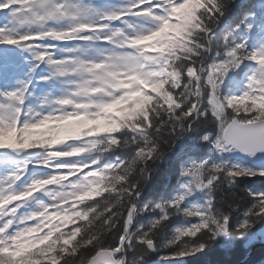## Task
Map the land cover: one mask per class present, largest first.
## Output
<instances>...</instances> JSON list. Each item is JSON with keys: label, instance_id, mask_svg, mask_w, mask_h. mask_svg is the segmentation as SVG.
<instances>
[{"label": "snow or ice", "instance_id": "snow-or-ice-1", "mask_svg": "<svg viewBox=\"0 0 264 264\" xmlns=\"http://www.w3.org/2000/svg\"><path fill=\"white\" fill-rule=\"evenodd\" d=\"M14 8L19 10L15 14ZM222 15L218 0H123L113 8H100L83 0H0V45L31 53L36 62L28 66L22 77L17 76L20 65L10 54L0 51V150L45 152L42 159H26L0 174V264H60L66 253L75 255L84 248H90L92 254L80 252V258L69 264H125L121 253L132 245L134 233L130 226L137 213V200L154 172L147 161L159 146L153 137V132L160 130L152 116L156 113L159 117L157 108L167 117L160 119V124L168 127L171 121L170 139L163 142L167 150L172 151L177 141L195 133L200 124L194 121L205 117V127L214 128L197 139L210 143V151L264 154V40L259 47L249 48L247 38L236 42L235 29L225 31L217 38L212 63H183L191 60L188 54L197 49L212 50L211 40L216 35L212 28ZM131 16L150 18L156 26L129 34L117 24L133 28L125 19ZM253 27L252 23L246 24L249 32ZM197 30L204 35L200 36ZM45 40L84 43L63 49L67 55L57 57L58 45L42 43ZM202 40H207L208 45ZM93 47L99 59L85 58ZM149 51L163 57L162 66H148L151 61L160 64L156 56L146 55ZM248 61L256 67L247 75L246 87L234 94L233 89L239 88L240 82L232 74ZM40 63L51 69L40 80L79 76V81L66 82L77 83L79 91L85 94L104 95L98 102L82 105L73 99L78 93L69 92L52 99V103L61 106L59 109L36 111L26 101L32 95L31 86ZM205 72L206 75H200ZM5 75L12 77V87L3 85ZM189 97L193 99L189 101ZM64 106L74 110L67 111ZM81 108L82 113L75 110ZM73 119L86 123L74 129L69 123ZM124 129L137 132L143 141L130 158L102 166H98V156L80 159L102 142L84 141V137L103 136L110 145H117ZM11 134L14 140L5 142ZM62 160L71 162H57ZM29 164L51 171L19 186ZM219 175L234 181L242 176H264V169L224 167L208 158L181 163V190L170 199L151 203V208L161 214L149 231L159 228L173 214L189 218V223L176 228L165 244L169 247L180 242L179 247L162 258L195 255L209 241L228 238L232 230L240 232L242 239L247 237L248 244L264 241V230L253 231L264 222V191L241 189L251 204L235 223L231 211L216 208L211 198L203 204L184 206L194 190L213 185ZM41 190L50 201L37 199L36 210L20 212ZM106 193L115 194V198H104ZM98 198L103 199L88 205ZM101 204L105 206L98 211ZM235 207L229 205L232 211ZM148 209L149 204H145L139 211ZM122 216L119 243L114 247L104 245V236ZM136 238L149 249H156L148 233Z\"/></svg>", "mask_w": 264, "mask_h": 264}, {"label": "trees", "instance_id": "trees-1", "mask_svg": "<svg viewBox=\"0 0 264 264\" xmlns=\"http://www.w3.org/2000/svg\"><path fill=\"white\" fill-rule=\"evenodd\" d=\"M218 3L222 6L223 15L219 16V20L212 31L216 34L211 40V51H206L205 49H197L196 52L188 54L191 56V60H183L185 65L192 63L193 61H202L204 66L212 63V58L215 55V45L217 43V38L221 37L223 32L231 31L235 29L234 32L239 31L238 37H235L236 42L244 40L245 37L241 36L245 34L247 17L249 15H256V31L248 38L247 43L249 48L258 47L260 39V25L261 28L264 26V0H218ZM219 15V13H217ZM236 25H240L236 28ZM211 27V24L209 23ZM200 36H203V32L197 30ZM211 36L212 33H209ZM195 39V36L193 37ZM201 43L208 45L207 40H202ZM199 53V54H197ZM162 61L163 57L159 56ZM181 61H178L179 64ZM253 62H245L242 69L237 70L234 75L237 81L244 75L243 73L250 71ZM162 66L160 65L157 67ZM199 67V65H194ZM207 73H200V75H206ZM182 90V89H181ZM237 89L234 88L233 92ZM179 91V90H178ZM193 98L189 97V101ZM155 107V104H153ZM183 107V105H182ZM166 108V106H165ZM156 113H153V118L157 119V126L159 127V132H153L154 141H159L158 151L153 154V157L147 161L148 166L154 169L150 179L143 185L141 196L137 200V213L133 218V223L130 226V232L134 233L132 235V245L125 248L124 252L121 253L125 257V264H148L151 262H165L169 260H176L171 258H162L167 256L169 253L176 250L179 247L180 242L177 245L165 247V244L169 239H171L175 234V229L178 227H183L189 223V218L184 217L182 214H173L169 216L168 220L164 221L162 225L149 231L154 219L157 218L161 213L158 209H152L151 203L160 199H170L178 191H180V181L178 180L180 165L181 163L188 164L192 160H200L208 158L215 163H218L224 167H229L233 165H239L240 167L246 166L248 169H264L257 168L251 164L250 161L245 159L238 160L233 159L229 155H221L219 152L210 151L212 145L208 142L200 141L197 137L203 135L207 130H213L214 126L207 125L203 121L205 117H200L195 120V123H199L200 127L197 128L196 132L185 136L183 139L177 141L174 149L172 151L167 150V146L163 143L164 140L170 139L169 131L171 121L168 122L169 126L166 127L159 123L160 119H165L166 114L164 111L157 108ZM195 127V125H194ZM151 131V130H150ZM102 140L98 143L95 148L91 149L90 153L84 154L80 159H88L91 157H100V164L102 166L105 163H118L120 159L127 160L132 155H134L137 147L143 143L142 139L137 132L124 129L119 135V143L117 145H110L106 137L103 136H90L86 140ZM70 162V161H69ZM139 165L137 166L138 169ZM245 167V168H246ZM137 172L133 173L134 178ZM187 179V178H181ZM117 185V187H121ZM250 188L253 191H264V176H242L235 178L233 181L230 178H226L223 175H219L217 180L210 185V188L206 191L207 198L202 197L200 201L204 203L209 198L212 199L216 208L221 209L224 212L231 211V216L233 223L241 218V213L250 204L251 200L245 196L242 192V188ZM111 196L112 199L115 198V194H105L104 198ZM100 199L96 201H89L88 205L99 203ZM195 201V197L186 199L184 201V206L191 207ZM145 204H149V209L140 212L139 209ZM230 204L236 205L235 210L232 211L229 208ZM105 205L101 204L102 210ZM108 214H105V217ZM124 217H120V221L117 223L116 227L113 228L104 236L103 243L106 246H116L119 243V236L122 230V221ZM193 220L195 218H192ZM195 222V220L193 221ZM68 228L71 225H67ZM264 228V222L256 225L253 231H260ZM144 233H148L153 239L156 249L153 251L147 247L146 244L141 243L137 240V236H142ZM79 239V238H78ZM247 237L244 239H231L219 238L214 241H209L208 246L201 252L195 255H189L177 259H183L186 264H264V246H258L254 250L253 246L262 243L257 242L253 244H248ZM80 252H85L87 254H92L90 248L80 249L75 255L65 254V260H62L60 264H69V262H74L80 258Z\"/></svg>", "mask_w": 264, "mask_h": 264}, {"label": "rangeland", "instance_id": "rangeland-1", "mask_svg": "<svg viewBox=\"0 0 264 264\" xmlns=\"http://www.w3.org/2000/svg\"><path fill=\"white\" fill-rule=\"evenodd\" d=\"M12 1H16V0H10V2H12ZM117 2H118V5H119L121 2H123V0H103L102 2L98 3V7H100V8H113V7L117 6L116 5ZM256 18H257V14L256 15H249L247 17V20H246L247 24L248 23H252L254 25V27L251 29L250 32L246 28L245 31H243V32H245V34L241 35V36H244L245 38H247V40L256 31V23L254 21V20H256ZM128 21H129V23H131L133 25V28H127V26L122 24V23H118V24H119L120 27H125L126 32H128L129 34H134V31L135 32H146L148 29L154 28L156 26L155 22L152 21L150 18L134 17V18L128 19ZM261 26L262 25H260V30H259L260 31V35L262 34L260 36V39L264 40V26L262 28H261ZM239 34H240V32L237 31V30H236V32H234V36H236V37H238ZM261 40L258 41L259 44H260ZM51 42H53L54 44H57L58 45V50H61V51H63V49H66V48L73 47L76 44H83L84 43V42H80V41H72V42L51 41ZM89 43L95 44L96 42H89ZM99 46L100 47H104V48L109 47V45H105V44H100ZM3 49H4V52L6 54H10L12 59H14L15 61L17 59L25 61L24 63L22 61V63H20V64H19V62H17V64L20 65L18 71L16 72L17 76H21L22 77L24 75V73L26 72L28 66L30 64H32V63H36L33 60L31 53L24 52L22 49H20L18 47L8 46L7 48H5V46H4ZM88 50H93L94 58L95 59H99V56H98L97 52L95 51L94 47L93 48H89ZM26 55H28V56L30 55L29 57H31V58L26 57ZM146 55L156 56L157 60H159L161 63H163V60L161 61L159 59V55L157 53H153V52L149 51L148 53H146ZM87 56H88V53H87L86 57ZM42 64L43 63H40L39 67L37 68V70L35 72V75L40 72V70L42 68L41 67ZM157 65L158 64L155 61L148 62V66L149 67H157ZM255 67H256V65L253 62L252 66L250 68V71H247V72L243 73L244 75L240 78V81H239L240 82V86H239V88H236L237 90L234 92V94H237V95L240 94L241 90L246 87L247 75H250L252 69L255 68ZM232 76L234 77V75H232ZM10 78H12V77H10ZM68 78L69 79L77 78V79L80 80L79 76H70ZM234 78L236 80V77H234ZM52 80H54V81H48L45 84H40V85H37V86L32 85V95L28 97L27 102L30 101L33 104L32 107L36 111H40L39 110V108L41 106L40 104H42V101L45 100L43 98H47V97H49L47 99L48 103H43L42 104L43 108L49 107V105L51 106L52 104H54V103H52L51 98L53 99L54 97H58V96H61V95H64V94H68L69 92H77L78 94L73 96V99L78 104H82V105H90V104H93L95 102H98L102 98V96L104 95L103 93H100V94L95 93L93 96H89V94H85L84 92L79 91L78 85H74V86L68 88V87H64L63 86L62 81L58 82V80L56 78H54ZM10 86L12 87V85H10ZM108 91H111V89L109 88ZM87 96H89V98H85ZM68 107L71 110H68ZM55 108L59 109L57 106H55ZM65 110L73 111L74 109H73L72 106H67V108H65ZM75 110L78 111V112H81V113L84 111V109H82V108H81V110H78V109H75ZM89 110L90 111H95L94 108H90ZM69 123L73 126L74 129H76V128L83 127L84 124L86 123V121H84L82 119H73ZM12 140H14V134H11L10 136L5 138V142H11ZM83 140H85V137L83 138ZM34 151H38V152L35 155L30 154L29 156L31 157V159H27V160L36 161V160L42 159L45 156V152L43 150H34ZM10 152H11V154H15V155L19 154V153H16L15 151H13V150H10ZM219 153L221 155H223V154L224 155H230V154L234 153V150L230 151V152H223V153L219 152ZM244 159L246 161H251V157H245ZM24 160H26V159H24ZM24 160H22V162L18 163V164H22L24 162ZM0 162H5V161L3 159H0ZM57 162H62V161H57ZM18 164L17 163H9V162L8 163L7 162L6 163H0V174H3L6 171H10V170L14 169ZM29 167L32 169L31 174L30 175L28 174L29 178H27L26 180H23V178L25 179V177H28V176L24 175L22 177V180L20 182H18L19 186H23L24 184L29 183L30 180L33 177L42 176V175H45V174H47V173H49L51 171V169H49V168L37 166L35 164H29ZM245 167L246 166H244V168ZM209 188H210V186H208L207 188H205L203 190H194L193 194L191 196L187 197L186 199L195 197V201L192 202V203H194V204H203L202 201H200V198H202V197L207 198V192L206 191ZM57 190H58V186H57ZM34 196H35V198L30 200V201H28V202H26L25 206L22 209H20V212H27V211H30V210H36L37 207H38L37 203H36L37 199L44 200V201H50L49 196L46 195L44 190H41V191L35 193ZM262 230H264V228ZM261 242H264V241H261Z\"/></svg>", "mask_w": 264, "mask_h": 264}, {"label": "bare ground", "instance_id": "bare-ground-1", "mask_svg": "<svg viewBox=\"0 0 264 264\" xmlns=\"http://www.w3.org/2000/svg\"><path fill=\"white\" fill-rule=\"evenodd\" d=\"M98 1H100V0H93L92 1V4H95V3H97ZM102 1V0H101ZM16 1H12V3H15ZM116 5L118 6V2L116 3ZM116 7V6H115ZM19 10H17V9H13V14H15V13H17ZM132 17H134V16H131V17H127L128 19H131ZM118 26V25H117ZM42 43H44V44H50V41L49 40H45V41H43ZM105 45H107V44H105ZM3 45H0V51H4V49H3ZM70 47V46H69ZM88 56L86 57V58H88V59H95L94 58V55H93V50H88ZM65 55H67V53L65 52V51H63L62 52V56H58V57H63V56H65ZM50 71H51V69H50V67L47 65V64H45L44 63V65H43V67H42V69H41V74H40V76L39 77H42V76H46V75H48L49 73H50ZM69 80V81H79V79H77V78H73V79H69V78H60V79H58V81L60 80V81H62V83H63V86L64 87H68V88H70V87H72V86H74V85H77V83H67L66 82V80ZM81 79V78H80ZM37 81V83H40V84H42V83H44L45 81H42V80H40V79H38V80H36ZM5 82V84H8V83H10V84H12V83H14V81L13 80H11V79H9V78H4V80H3V83ZM40 84H38V85H40ZM95 93H89V96H93ZM98 94H100V93H98ZM97 94V95H98ZM89 96H87V97H85V98H89ZM54 105H56V104H54ZM57 106V105H56ZM58 108H60L61 106H57ZM64 108H67V106H64ZM49 110H52V109H49ZM47 108L44 110V111H49ZM68 110H71V109H69V107H68ZM78 110H81V109H78Z\"/></svg>", "mask_w": 264, "mask_h": 264}, {"label": "water", "instance_id": "water-1", "mask_svg": "<svg viewBox=\"0 0 264 264\" xmlns=\"http://www.w3.org/2000/svg\"><path fill=\"white\" fill-rule=\"evenodd\" d=\"M29 151L19 152V155H25ZM4 153H6V152H4ZM229 156L232 157L233 159H242V158H245V157H251V155H248L246 153H242L239 150H235V152L232 153ZM252 157H253L252 160H251L252 165H254L256 167L264 168V154H259L258 153V154H256L255 156H252ZM258 246H264V242L256 244L255 246H253L252 249L254 250ZM148 264H186V263H185V261L183 259H176V260H169V261H165V262L156 261V262H151V263H148Z\"/></svg>", "mask_w": 264, "mask_h": 264}, {"label": "clouds", "instance_id": "clouds-1", "mask_svg": "<svg viewBox=\"0 0 264 264\" xmlns=\"http://www.w3.org/2000/svg\"><path fill=\"white\" fill-rule=\"evenodd\" d=\"M241 233L236 231V230H232L231 234H230V238L231 239H241Z\"/></svg>", "mask_w": 264, "mask_h": 264}]
</instances>
